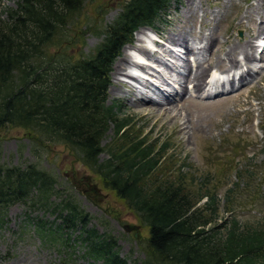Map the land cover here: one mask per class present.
<instances>
[{
  "label": "trees",
  "instance_id": "16d2710c",
  "mask_svg": "<svg viewBox=\"0 0 264 264\" xmlns=\"http://www.w3.org/2000/svg\"><path fill=\"white\" fill-rule=\"evenodd\" d=\"M173 1L179 2L124 0L99 31L102 40L92 53L73 59L66 45L51 55L45 49L55 39L58 46L68 41L64 28L86 0H17L0 19V130H28L36 150L63 143L74 151L147 227L143 264H264V214L254 223L235 214L246 203L264 204V178L238 165L236 180L224 183L229 186L221 195L220 176L217 181L189 174L186 158L180 161L170 151L175 145L167 138L135 129L134 117L117 100L106 104L109 72L121 48L138 27L166 20ZM109 126L112 142L102 144ZM239 148L238 143L231 150ZM56 185V177L37 163L0 164V226L9 204L32 200L54 212L49 227L40 218L29 219L44 242L67 249L66 232L78 230L94 263L128 264L114 250V237L86 227L91 216L73 197L54 203Z\"/></svg>",
  "mask_w": 264,
  "mask_h": 264
},
{
  "label": "rangeland",
  "instance_id": "374dc122",
  "mask_svg": "<svg viewBox=\"0 0 264 264\" xmlns=\"http://www.w3.org/2000/svg\"><path fill=\"white\" fill-rule=\"evenodd\" d=\"M16 1L0 0V19H6L8 8H14ZM123 1L86 0L75 22L64 28L69 34L68 41L58 46L55 39V42L45 49L46 53L48 55L56 53V50H62L61 47L64 45H66V52L72 55L73 59L80 54L92 53L102 40L99 31H102L104 26L116 17ZM230 1L235 2L234 5H228ZM218 2L217 0L173 1L166 20L155 23V28L160 32V37L156 38L163 41L165 35L177 33L180 30L187 31L193 24H195L196 32L202 31L205 30L202 23L210 21L218 37V49L224 47L219 57L224 58L228 45L233 41L235 45L245 43L250 34L249 27L256 28L260 23L259 17H262L264 13V0H223L227 4L224 6L222 1ZM250 5L256 6L257 14H253L252 19L242 18L246 12L249 14ZM188 7L195 9V13L188 12ZM223 7L227 9L224 15ZM217 10L222 18L215 20L208 13H214ZM199 19L203 22L199 23ZM240 20L241 25L238 24ZM145 28L147 27L140 26L134 31L130 44L134 45L138 32L150 33L148 28L142 30ZM166 45L181 49L178 45L169 43ZM126 46L121 48L120 55L111 65L106 104L117 100L123 105L125 113L132 114L134 117L135 129H143L150 138H167L171 144L175 145L170 151L175 150L174 155L180 161L186 158L185 163L188 165L186 167L190 168L187 170L189 174L198 179L208 175L210 179L217 181L220 176L221 186L218 190L220 189L221 195L229 186L224 183L236 180L235 169L238 165L250 167L258 173V176L264 178V131L261 130V128L264 129V60L259 59V49L249 64H243L242 58L238 57L240 64L237 67L240 65L261 67L256 68L257 72L248 76V81H245L240 89L224 95L225 98L202 100L196 98L197 96L181 99L177 96L179 100L175 102L177 105L172 114H178L177 121L182 125L179 131L180 129L175 127L177 125L167 120L168 115H162L158 109L149 108L148 105L139 108L130 100L127 93L115 94L117 86L114 77L118 63L125 55L124 50H127ZM216 51L217 46L213 45L208 51L199 55L200 59L213 58ZM213 71L218 73L219 70L213 69ZM28 132L22 127L15 126H6L0 130V164L24 166L26 163H37L39 167L52 173L56 177L58 190L56 197L52 198L54 203L60 202L65 195L73 197L79 204V208L90 214L89 228L93 227L98 233H107L114 237L116 240L114 250L119 258L126 259L128 264H143L146 260L148 229L139 221L136 214L113 191L105 188L101 178L82 165L68 146L63 143L51 144L48 147L40 145L41 149L36 150L30 138L31 132ZM105 135L102 138V144L111 143L110 126ZM238 143L241 148L238 151L231 150L232 145ZM107 152L105 149L99 158L105 159ZM228 161H232L233 167L228 166ZM245 207L244 210H237L235 213L241 221L254 223L264 214V204L253 207L246 203ZM57 208L58 206H56V212ZM53 213L51 209L40 207L32 200L9 204L3 211V224L0 226V264H14L25 257L29 258L26 264H31V261L33 264H93L94 262L85 255L87 246L77 238L78 230L66 232L70 235L67 249H61L56 243L42 240L29 219L40 218L49 223L47 226L49 227L51 222L55 221ZM57 222L59 220L56 218ZM124 225L131 229L126 230ZM94 264H101V262Z\"/></svg>",
  "mask_w": 264,
  "mask_h": 264
},
{
  "label": "bare ground",
  "instance_id": "6f19581e",
  "mask_svg": "<svg viewBox=\"0 0 264 264\" xmlns=\"http://www.w3.org/2000/svg\"><path fill=\"white\" fill-rule=\"evenodd\" d=\"M223 2V0H217V2ZM218 2V3H219ZM235 2L230 1L228 5H234ZM227 5L224 2L222 6ZM223 15L226 13V8H224ZM256 6H249V14L246 12L242 15V18L252 19L253 14H257ZM190 13H195V9L191 7L187 8ZM186 11V12H187ZM217 20L222 18L219 11L214 13H208ZM260 18V23H258L256 28L249 27L250 34L248 35V40L240 45H235V41L228 45V50L225 52V57L221 58L219 55L222 53L224 47L218 49V37L215 35L211 22H203L205 30H199L196 32L195 24L189 26L188 30H180L177 33H170L164 36L163 41L160 39L159 42H155L150 36H146V33L138 32L134 45H127V50H124L125 55L122 60L118 63L116 74L114 77L116 88L115 94H125L127 93L130 100L133 101L137 107L142 108L145 106H150L149 108L158 109V112L162 115L167 116V120L172 121L176 128L181 131L182 125L178 123V114H172V111L176 109V103L179 99L187 97L188 92L194 91L199 92L205 88L206 78L211 69H217L223 73H229L240 64L238 57H241L243 64H249L252 59L255 58L257 49L262 46L258 45L255 41L264 36V13ZM242 20V19H241ZM241 20L238 22L240 24ZM241 25V24H240ZM185 29V28H184ZM147 30V28L142 29ZM158 34L159 30L156 29ZM151 32V31H150ZM145 37L148 38L149 45L151 48L146 47ZM264 38V37H263ZM174 44L181 47L183 50V55H179L170 49L165 48V44ZM137 45V46H136ZM213 45L217 46V51L214 53L215 57L208 60H201L200 54L208 51ZM189 53L196 55L195 63L192 65L186 59V55ZM261 53L264 54V46L261 49ZM140 57L145 61L151 60L152 63L149 66L145 64H140L135 61L134 58ZM174 58L179 61L177 67L171 63L168 59ZM138 68L139 70L146 71L149 73L150 78L156 80L158 84H153L149 81H140L141 86L135 87L129 83V80L138 81V78L130 71L131 67ZM151 66L160 68L159 70L152 68ZM175 69V70H174ZM173 70L175 73H172ZM246 75L251 76V67L246 72L240 74V77H245ZM117 76V77H116ZM124 77V79H122ZM129 79V80H127ZM170 80L172 82H170ZM190 82L192 85L191 90H187V83ZM175 85V87H174ZM128 97V98H129ZM188 98V97H187ZM226 101V100H225ZM25 256V255H24ZM26 264L29 262V258H24L23 260L17 261L14 264ZM33 264V261H31Z\"/></svg>",
  "mask_w": 264,
  "mask_h": 264
},
{
  "label": "water",
  "instance_id": "95a60500",
  "mask_svg": "<svg viewBox=\"0 0 264 264\" xmlns=\"http://www.w3.org/2000/svg\"><path fill=\"white\" fill-rule=\"evenodd\" d=\"M124 228H125L126 230H128V229H129L127 225H124ZM135 235H136V234H135Z\"/></svg>",
  "mask_w": 264,
  "mask_h": 264
}]
</instances>
